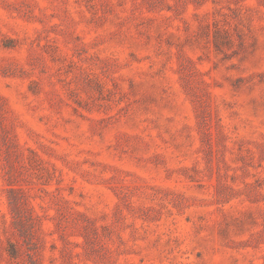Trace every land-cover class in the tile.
<instances>
[{
	"label": "rangeland",
	"instance_id": "rangeland-1",
	"mask_svg": "<svg viewBox=\"0 0 264 264\" xmlns=\"http://www.w3.org/2000/svg\"><path fill=\"white\" fill-rule=\"evenodd\" d=\"M0 264H264V0H0Z\"/></svg>",
	"mask_w": 264,
	"mask_h": 264
}]
</instances>
